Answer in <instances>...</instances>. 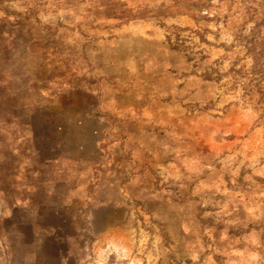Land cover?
<instances>
[{"label": "rangeland", "instance_id": "obj_1", "mask_svg": "<svg viewBox=\"0 0 264 264\" xmlns=\"http://www.w3.org/2000/svg\"><path fill=\"white\" fill-rule=\"evenodd\" d=\"M95 4L0 0V264H264V0Z\"/></svg>", "mask_w": 264, "mask_h": 264}, {"label": "trees", "instance_id": "obj_2", "mask_svg": "<svg viewBox=\"0 0 264 264\" xmlns=\"http://www.w3.org/2000/svg\"><path fill=\"white\" fill-rule=\"evenodd\" d=\"M93 15H100L103 18H111L120 21L139 20L144 18L163 19L169 16L186 14L195 21L202 17L201 11L208 6L209 0H165L156 7L149 5L144 0L138 2L133 0H94ZM264 28V14L260 19ZM250 51L254 59H259L263 54L264 33L249 40ZM256 49V50H255Z\"/></svg>", "mask_w": 264, "mask_h": 264}]
</instances>
